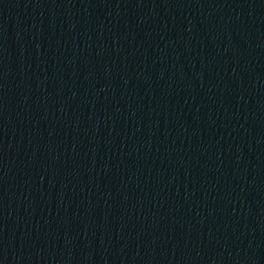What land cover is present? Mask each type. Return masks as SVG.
Segmentation results:
<instances>
[{"label":"water","instance_id":"1","mask_svg":"<svg viewBox=\"0 0 264 264\" xmlns=\"http://www.w3.org/2000/svg\"><path fill=\"white\" fill-rule=\"evenodd\" d=\"M0 264H264V0H0Z\"/></svg>","mask_w":264,"mask_h":264}]
</instances>
